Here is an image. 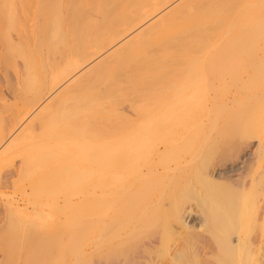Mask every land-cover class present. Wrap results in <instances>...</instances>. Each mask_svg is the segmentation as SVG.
<instances>
[{"label":"bare ground","instance_id":"1","mask_svg":"<svg viewBox=\"0 0 264 264\" xmlns=\"http://www.w3.org/2000/svg\"><path fill=\"white\" fill-rule=\"evenodd\" d=\"M259 2L264 0H0V223L8 220L6 229L18 235L24 233L27 238V244L20 247L21 242H15L20 235L13 234L14 241L5 238L10 243L0 250V264H264V39L255 55H243L239 51L254 38V27L238 24L246 9L261 8ZM232 39L237 45L229 51L226 43ZM137 54L139 59L134 58ZM162 58L166 65L172 64V68L149 80L146 91L140 94L147 105L141 106L144 109L140 115L134 112L131 115V84L157 66ZM242 62L245 74L237 77L235 83L239 84L237 89L242 86L240 90L245 94L242 93L241 98V93L235 90L230 99L239 97V102L243 101L239 110H242L241 116L236 109L234 111L239 116L237 120V115L230 113L235 116H232L235 122L233 118L232 121L241 128L239 134L235 130L237 138L241 139L231 138L230 142L229 137L230 144L225 138L227 143L222 142L225 134L221 131H226L225 124L218 133L219 145L224 143L221 147L228 145L229 149L236 140L240 145L236 143L238 149L228 153L225 147L227 157L223 159L222 149L218 142L214 143L217 139L213 136L219 129H215L218 126L214 123L219 126L221 123L215 118L217 122H212L214 127H211L212 116L203 112L209 111L224 95L208 89L216 83L226 86L233 65L240 66ZM254 77L255 81L259 80V84L255 82L257 86L253 83ZM200 84L207 87L203 88L207 91L204 95L201 92L202 98ZM181 87L187 89L186 93ZM198 90L204 104L197 96L196 99L203 107L194 99ZM183 93L189 99L184 103L181 101L186 99L181 96ZM162 95L165 100L162 98L164 101L156 103ZM190 102H194L192 106L199 104L196 106L203 108L199 109L202 113H197L200 117L205 114L211 120L205 133L214 131L213 137H209L211 133L204 139V136L198 137L204 133L203 119L206 118L197 117L202 123L199 125L191 115L198 108L193 110ZM224 116L219 119L231 117ZM194 119L203 131L195 132L197 136L193 133V126L198 127L192 122ZM231 125L233 129L234 124ZM227 130V133L233 132ZM192 133L198 137L196 142ZM230 133L229 136H235L234 132ZM208 140L209 146L217 144L218 147L214 150L212 146L219 158L215 163L212 162L215 154H212L213 160L209 158L211 162L207 160L211 150L203 145ZM202 147H206L209 155L204 152L207 158L204 159L201 154L200 160H203L197 165ZM176 148L180 154L174 152ZM183 149L194 154L197 150L198 156L183 155ZM170 151L178 153L173 154L174 157L184 152L181 156L186 157H182V164L187 163L189 167L194 159L197 166L193 164L186 174L184 198L182 195L183 201L188 197L194 204L187 200L181 209L176 206L179 208L176 212L170 210L171 204L166 213L164 206L160 215L168 211L171 215L172 211L176 213L175 220L174 214L163 219L158 216L161 220L169 219L167 224L170 218L177 222L174 224L171 220L173 227L170 226L176 228L177 225L179 230L169 232L172 228L165 225L166 232L156 217L161 211L149 213L153 199L148 201L149 207L147 201L143 203V197L152 189L154 194L157 175L172 171L176 178L181 168H186L178 163L181 159L175 162ZM75 152L77 158L78 153H82L85 162L81 163L85 165L81 164L82 168L78 169L74 166L76 170L72 168L68 174L66 167L70 160L76 161ZM133 154H145V158L142 156L145 163L148 158L153 162L156 156L157 161L165 158L164 162L157 163L158 167L162 162L166 166L165 160L166 164L170 160L176 164L161 169L150 164L152 167L146 169V165L143 171L140 169L144 161L139 160V156L135 161ZM136 163L141 165L140 169ZM132 169L137 170L139 178L131 171V179H138L131 183L132 202L125 199L131 202L132 211L125 207L127 202L124 205L121 202L120 214L116 207L110 212L109 205L107 209L99 207L98 212H74L62 204L58 206L57 199L54 203L57 202L58 207L54 212L44 210L46 206L42 208L45 204L42 200L51 196L46 194L43 184L48 183L52 188L57 183L66 184L69 178L75 182L85 177L95 178L113 189ZM174 171L179 173L175 175ZM149 176L157 178L150 177L151 182L156 181L152 182L155 189L142 185L144 182L151 185ZM95 186L93 194L107 191H101L99 184ZM51 188L49 191L54 193ZM147 188L150 190L146 192ZM63 193L65 200L68 198L65 189ZM153 196H157L156 193ZM139 197L144 205L138 204ZM185 204L188 206L183 207ZM124 209L128 212L124 213ZM13 217L16 220L9 222ZM204 236L206 239L202 240ZM176 237L178 245L173 244L177 242ZM15 243L19 245L13 246ZM11 245L16 247L14 250L23 248L26 252L19 249L14 253ZM27 245L31 248L25 249Z\"/></svg>","mask_w":264,"mask_h":264},{"label":"rangeland","instance_id":"2","mask_svg":"<svg viewBox=\"0 0 264 264\" xmlns=\"http://www.w3.org/2000/svg\"><path fill=\"white\" fill-rule=\"evenodd\" d=\"M261 6V8L259 9L258 7H254V8H250V9H246V11H245V13H243V15L240 17V19H239V21L238 22H240V23H238V24H244V25H247V24H250V25H252L253 27H254V29H253V33H252V35L254 34L255 36H254V38H252V39H250L251 41H250V43L246 46V47H241V50L239 51V52H241V53H243V55H247V54H252V55H255V53H257L258 52V46L260 45V44H262V41H263V39H264V2H259V4H258V6ZM248 10H250V12L248 13ZM259 27V29H257ZM257 29V30H256ZM151 41V40H150ZM149 41V42H150ZM155 40H153V38H152V43L154 42ZM148 42V43H149ZM227 46H228V48H229V51L230 50H233L232 48H234V47H236V45H237V41L236 40H234V39H232V40H230V41H228L227 43ZM240 44H241V42H240ZM239 44V45H240ZM238 45V46H239ZM139 57H140V55H138L137 54V56H135L134 58L136 59V58H138L139 59ZM133 58V60H135ZM137 59V60H138ZM235 62V61H234ZM236 65V64H235ZM229 66H230V64H229ZM237 66V67H236ZM236 66H234L233 65V68H232V66L231 67H229L228 68V70L230 69V68H232L231 69V72H230V70H229V72H230V81H229V83L226 85V86H223V85H218L217 83L216 84H214V85H212L213 86V88H211L210 86L208 87V88H211V89H208V90H211L212 92H217V94H224L222 97H220V99H218V101H216L215 103H214V105H212V108L210 107V109H209V111H208V109H205V111L203 112V113H205L207 116H212V118H210L209 119V117H207L205 114H203V116L201 115V117H200V115H198L197 113H199V109H202L203 110V108H200V107H203V99H200V98H202V96H201V94L202 95H204V93H206L207 91L205 90V89H203V88H206L207 89V87H204L205 86V83H204V86L202 87V85H201V87H202V89H201V91L200 90H198L197 91V95H195V98L194 99H196L197 97L199 98V96H198V94H199V91H200V100H202V103L200 102V100L199 99H196V100H198L196 103H201L202 104V106H201V104L199 105V104H196V105H199V106H192V105H194V102H193V104H191V102L189 103V106H191V108H193V110L197 107L198 108V111H197V109L196 110H194L193 112H195V113H192L191 115L193 116V117H195V119L197 120V123L200 125V124H202V123H199L200 121H198V119H197V117L199 118V120H200V118L201 119H203V118H206V119H203L204 120V122L206 123V121H207V118H208V121H207V123L205 124V123H203V125L205 126H203V130H204V133H202L203 131L201 130L202 129V127L200 126V128H199V126L197 125V123H196V121H195V119H194V121L192 120V122L193 123H195V125L196 126H198V127H194L193 126V130H194V128H195V130L193 131V130H191V129H189L190 131L189 132H192L193 131V133L197 136V134L199 133V131L202 133V135L201 134H198V137L200 136V138H202L203 136V139L205 138V137H207L208 135V133L210 134V136L209 137H216V141L214 142V143H216V142H218L217 144H218V147H221V145H223L224 143L226 144L227 142H226V140L225 139H228L229 137H230V142L232 141L231 140V138L232 139H241V138H237V136L236 135H238L239 134V132L241 131V128L239 127V126H237V124L235 125V121H234V118L233 117H235L234 115H232L231 116V114H235V115H237L236 116V120H237V117L239 118V116H241V111H239L240 109H241V105H242V102L240 103L239 101H241V99L239 98V97H237L236 98V100L234 101V100H231V101H233V102H231L230 101V99H231V96H232V94L234 93V92H236L235 90H237V91H239L241 94L239 95L241 98H242V93L243 94H245V92H243L242 90H240V89H242L240 86V88L239 89H237L236 88V86H238L239 84H237V83H235V81H237V79L242 75V74H245V73H242V72H244V71H242L243 69H242V66L244 67V64H243V62L240 64V66H238V65H236ZM168 67H171L172 68V64H171V66H169V64H167L166 65V62L164 61V59L162 58L160 61H159V63H158V65L157 66H155V67H153V68H150V69H148L146 72H144L143 73V75L142 76H140V77H138L137 79H136V82L135 83H133V84H131V115L133 114V112L134 113H136V114H139L140 115V113H142V110L144 109L143 107H145L147 104L145 103V101L144 100H142L141 98H142V96H140V94L141 93H143V92H145L146 91V88L147 87H145V85L146 84H148V82H149V80L154 76H162V75H164L165 74V72L167 73V71L169 70V69H171V68H168ZM235 68H237V69H235ZM168 69V70H167ZM162 74V75H161ZM238 77V78H237ZM236 78V79H235ZM254 79V80H253ZM252 80L254 81L253 83H258L259 82V80L258 81H255V77L253 78ZM257 79V78H256ZM251 80V81H252ZM253 83H251V82H249L248 84L251 86ZM256 83L254 84L255 86H257L256 85ZM259 84V83H258ZM246 85H247V83H246ZM246 85H244V86H246ZM146 86H148V85H146ZM235 86V87H234ZM248 86V85H247ZM253 86V85H252ZM141 87H142V89H141ZM145 87V88H144ZM200 87V86H199ZM199 87H198V89H199ZM182 88V87H181ZM185 88H187V86L185 87ZM235 88V89H234ZM246 88H249L250 89V87H246ZM245 88V90L246 91H248L247 89ZM253 88H254V86H253ZM140 89V90H139ZM135 90H136V93H135ZM139 91V93H138V91ZM142 90V91H141ZM144 90V91H143ZM182 90L183 91H185V93H186V90L187 89H183L182 88ZM197 90V89H196ZM180 91V90H179ZM182 91V92H183ZM181 92V93H182ZM189 92V91H188ZM202 92V93H201ZM138 93V94H137ZM162 93V92H161ZM163 93H166V92H163ZM185 93H183V94H181V96L183 95V96H185V98L186 99H184V100H181L182 102L183 101H189V99L186 97V95H185ZM142 95V94H141ZM160 95V94H159ZM164 95V94H163ZM162 95V97L160 98V100L158 101V102H156V103H160L161 101H164L165 100V97ZM166 95V94H165ZM161 96V95H160ZM159 96V97H160ZM166 96H168V95H166ZM197 96V97H196ZM138 97H139V99H138ZM162 98H164V100H162ZM240 100H239V99ZM137 101H135V100ZM179 99H183V97H179ZM193 99V100H194ZM238 99V100H237ZM134 100V101H133ZM142 100V101H141ZM167 100H169V98L167 97ZM192 100V101H193ZM195 100V101H196ZM139 101H141V102H139ZM148 101V100H147ZM146 101V102H147ZM150 101H152V100H149V102ZM180 100H179V102H181ZM171 102V101H170ZM181 102V103H182ZM135 103H136V106H135ZM139 103V104H138ZM148 103V102H147ZM184 103V102H183ZM219 103H221V104H219ZM226 103H227V106H226ZM236 103V104H235ZM142 104H144V105H142ZM146 104V105H145ZM149 104H151V102L149 103ZM180 104V103H179ZM186 104V103H185ZM241 104V105H240ZM187 105H188V102H187ZM187 105H185V109L184 110H186V109H188L187 108ZM234 105V106H233ZM141 106H143L142 107V109H141ZM180 106H181V104H180ZM230 106V107H229ZM239 106H240V108H239ZM243 106V105H242ZM138 107V109H136ZM183 107H184V105H183ZM225 107V108H224ZM231 108H233V110H231ZM226 109H227V111H226ZM235 109L238 111L237 113H239V116H238V114H236L235 112ZM184 110L182 109V111L184 112ZM212 110V111H211ZM136 111H138V112H136ZM208 111V112H207ZM231 111L233 112V113H231ZM235 111V112H234ZM182 112V113H183ZM200 113H202V111H200ZM199 113V114H200ZM214 113V114H213ZM226 113V114H225ZM230 114V116L229 115H227V114ZM214 116H213V115ZM195 115V116H194ZM223 115H225V116H229L230 118V120L228 119V118H226L225 116V118H221V120L219 119L220 117L219 116H222L223 117ZM184 116V115H183ZM191 116V117H192ZM217 116H218V118H217ZM218 119L217 121L219 122V124H220V126L218 125V123H214V122H217L216 121V119ZM231 118H233V121H232V119ZM241 118V117H240ZM227 119V120H226ZM215 120V121H214ZM209 121H211V123L213 122L214 123V126L217 124V126L218 127H216L215 129H218L217 131H215L216 132V135H215V132L214 131H210V132H208V130H206V133H205V128H206V126H208V124H210L209 123ZM224 121V122H223ZM229 121V122H228ZM191 122V124L193 125V123ZM233 122V123H232ZM236 122H238V121H236ZM240 122H241V119H239V124H240ZM213 123H212V126L211 127H214L213 126ZM224 124H225V127L227 128V129H229V131H233L234 132V134H235V130L238 132V134H235V136H233V135H231V136H229V133H227V129H226V131H224L223 132V130H225V129H221L220 130V128H223L222 127V125L224 126ZM229 124L231 125V124H234V127H233V129H231L230 128V126H229ZM238 124V125H239ZM134 127H135V123H134V125H133ZM132 126V127H133ZM231 126H233V125H231ZM240 128V130L237 128ZM134 127H133V129H134ZM210 127V126H209ZM224 127V128H225ZM229 127V128H228ZM196 128H198V129H200V130H198V129H196ZM236 128V129H235ZM132 129V128H131ZM182 129H184V128H182ZM188 129V128H187ZM187 129H185L186 131H187ZM207 129V128H206ZM214 129V128H213ZM198 131V133H195V132H197ZM219 131H221L222 132V134H225V135H223V137L220 135V137H222V139H221V141L222 140H225L224 141V143H222L221 142V144L219 145V141H220V138H219V135H218V133H220ZM212 132H214V134L212 133ZM232 132V133H233ZM193 133H192V136H193ZM232 133H230V134H232ZM212 134H213V136H212ZM194 135V136H195ZM194 136H193V138H194ZM195 136V137H196ZM198 137H196V138H194L195 139V142L197 141V138ZM238 137H239V135H238ZM240 137H241V134H240ZM219 138V139H218ZM225 138V139H224ZM219 140V141H218ZM198 141H200V139L198 140ZM228 141V143H229V139L227 140ZM238 140H236V141H233V142H236V143H238L237 142ZM209 140L208 141H205V145H203V146H206V145H208L209 146ZM197 143H199V142H197ZM236 143H235V145L233 146V144L231 145L232 147L231 148H229L228 149V145H225V147H227V148H225V147H221V149L219 148V150H218V154L220 155V153H221V151L223 152V153H221V155L220 156H222V154H223V159L224 158H226L227 156V154L226 153H228V152H230V150H232L233 151V149L234 150H236V149H238V146L240 145L239 143H238V146L236 145ZM217 144H215L216 146H217ZM230 144V143H229ZM197 145V144H196ZM212 146L213 147H215V149L214 150H217L218 149V147H216V146H214L213 144H212ZM211 145L209 146V151L211 150V152H210V155H211V157H209L210 155L207 153V152H209V151H205V149H206V147L204 148V147H202V149H200V152L199 151H197V150H195V154H194V152L193 153H190V151L189 150H181V151H185V153L184 152H182V154L183 155H186V156H188L189 154H194V156L196 155V151L197 152H199V158H197L196 160L198 161V164L197 163H193L194 162V159L192 160L193 162L192 163H189L191 166H193V164H194V167H195V165L197 164V165H199V163H200V161H202L203 160V158H202V160H200L201 159V157H202V155H203V157L205 156L204 154L206 153V154H208L209 156H208V159L206 158V157H204V159L206 158L207 160H209L210 162L213 160V157L216 159V161H215V159H214V161H212L213 163H215V162H217L218 161V157H217V154L216 153H214L213 152V147H212ZM230 146V145H229ZM180 148V147H179ZM208 148V147H207ZM211 148V149H210ZM224 148L225 149H228L227 151H226V153H225V151H224ZM177 149L178 148H176V150H174V152H179V151H177ZM186 149H188V148H186ZM193 148H191V152L193 151L192 150ZM197 149H199V148H197ZM207 150V149H206ZM221 150V151H220ZM220 151V152H219ZM77 152V151H76ZM73 153L74 154V156H75V154H77V153ZM79 152V151H78ZM87 152V151H86ZM85 152V153H86ZM174 152H171L170 151V154L173 156V154H174V156L175 155H177L178 153H174ZM205 152V153H204ZM215 152H217V151H215ZM84 153V154H85ZM181 152H179V154H180ZM187 153H188V155H187ZM73 154H71V155H73ZM78 154H80V155H78V158H79V156H80V158H79V160H78V158H77V155L75 156V162H74V159H73V162L71 161H69L68 163L69 164H67V169H69V170H67L68 172V174L69 173H71L70 171V169H72V171L75 169V168H82L81 167V164H82V166H83V164L84 163H81V162H85L84 161V158L85 157H83V155H82V153H78ZM87 154V153H86ZM147 154V153H146ZM170 154L168 153V156L170 157ZM181 154V155H182ZM202 154V155H201ZM212 154H215L214 156L212 155ZM70 155V156H71ZM144 155V158H145V154H143ZM143 155H141V156H139V155H134L133 154V158H134V160L139 156V160L141 159V161L143 162L144 160H143ZM181 155H178V157H174V160H175V158H176V160H175V162L177 163L178 161H177V159L178 160H180L181 159V161H179L178 163L179 164H181V165H185V164H187V163H184V164H182V161H184V160H182V157H186V156H181ZM198 155H196V156H198ZM147 156H148V154H147ZM181 156V157H180ZM195 156V157H196ZM201 156V157H200ZM207 156V155H206ZM213 156V157H212ZM224 156H226V157H224ZM72 158H73V156H71ZM82 157H83V159H82ZM136 157V158H135ZM155 157V156H154ZM172 157V158H173ZM180 157V158H179ZM164 158V157H163ZM212 159V160H210V159ZM159 159V157L158 156H156L155 157V161L153 162V160L151 159H147L148 161H146V163H145V161H144V163L142 164V163H140V164H142V168L140 169V166L141 165H137L138 163H136V165L137 166H139V168L138 169H140V170H143L144 171V169H145V167H146V165H147V167H146V169H148V168H151L152 166H153V168H154V166L156 167V168H158V169H161V168H164V167H168L169 166V164H170V166H175V162L172 160V162H171V160H170V162L168 163V164H166V161L167 160H165V165L166 166H163L164 165V159L162 160V158L160 159L161 161H163L162 162V164H160V166L158 167V162L160 161H157ZM222 159V158H221ZM81 160H83V161H81ZM132 160V159H131ZM134 160H133V162H134ZM137 160V159H136ZM135 160V161H136ZM138 160V161H139ZM146 160V159H145ZM152 161L151 163H149L150 161ZM160 161V162H161ZM133 162H132V164H133ZM159 162V163H160ZM174 162V163H173ZM196 162V161H195ZM135 163V162H134ZM149 163V164H148ZM153 163V164H152ZM71 164H73V165H71ZM80 164V165H79ZM131 164V165H132ZM150 164L152 165V166H150ZM154 164H156V165H154ZM69 165V166H68ZM85 165V164H84ZM144 165V166H143ZM149 165V166H148ZM168 165V166H167ZM196 165V166H197ZM72 166V167H71ZM74 166H75V168H74ZM163 166V167H162ZM186 166V165H185ZM191 166H189L188 167V165L186 166V172L184 173V171H185V169L183 170V168H181V166L179 165V168H181L180 170H181V172H180V170H178L179 172H177V171H174V174L176 173H179L180 175H182V176H180L179 174H177L178 176H180V177H176V178H174L173 176H172V174H173V172L171 171V173H167L166 175L164 174V176L162 175V176H159V175H157L158 177V180H157V178L156 177H154V176H149L148 177V179L150 180V177L151 178H155V180H157V184H155V185H157V186H155V187H157L156 189H155V187L153 186V184H152V182H153V180H152V182H151V180H150V183H151V185H149V182H147V184H146V182H144L145 184H142V185H145V187H149V188H154L155 189V191L157 190L160 194V198H158L159 197V195L157 194L158 192L156 191H153L154 192V194L153 193H151V191L153 190H150L149 188H147V190H146V192L148 191V189L150 190V192L148 191L147 193H146V195L149 197L150 196V194H153V195H155V193H156V195L157 196H153V195H151L150 197H149V199H147L146 198V200H145V197H147V196H145V197H143L144 198V200H143V198H142V200H143V203H145V201H149V200H151V199H153L154 200V203H155V201H158V203L156 202L155 204L154 203H152L153 202V200H151V201H149V202H151V204H153L152 206H151V208H149V210H148V212L150 213H152V212H155L156 211V213H159V211H163V209H164V206H166L167 208H165V210L166 211H163L164 213H166L167 212V210H169V208H170V206H172L171 204H173V206H175V208L172 206V208H170V210H173V209H175V212L177 211V209H178V211H179V208L181 209V207H182V203L183 202H185V201H187V200H190V199H187L188 197H185V201H183L182 200V195L183 194H185V193H183V192H185V191H183V189H185V185H186V183L185 182H187V176H186V174L187 173H189L190 171L189 170H191L190 168H193V167H191ZM134 169H136L135 168V166L133 165L132 166ZM131 167V168H132ZM57 168H59V167H57ZM61 169V168H60ZM145 169V170H146ZM76 170V169H75ZM66 171V170H65ZM131 171H133L134 173L133 174H137V178H138V173H137V170L135 171V170H130L129 171V173H127L126 174V176L123 178V181H121L117 186H116V188H113V189H111V188H109V187H107L106 186V184L105 183H102V182H100V181H97L95 178H89V179H86L85 177L83 178V179H80L79 181H77L78 180V178H77V182L75 181V182H73V180L74 179H71V178H69V179H71L72 181H70L69 179H67L66 180V184H63V183H57V184H59V185H57V184H54V185H52V188L50 187L51 185H49L48 183H46V184H43L42 186L44 187V188H46V194H48V195H51V196H49V198H46V201H43V200H45V198L42 200V202H44L45 204H41L42 205V208L44 209L45 207H43V206H46V208L44 209V210H47V211H52V212H54L55 210H57V207L58 206H65V208H70V211H73L74 210V212H76V211H78V212H82L83 211V213H89V212H95V211H99L98 209H100V208H108V205H109V211L111 212V210H112V208L113 207H116V208H118L117 210H116V212H117V214L119 213H121V210L123 209L122 208V204H121V202H124L123 203V205L127 202V200L128 199H132L131 198V183H133V181H134V183L136 182V180H138V179H134V180H132L131 179V177L133 178V176L135 177L136 176V174L135 175H133L132 176V172ZM189 171V172H188ZM171 174V175H170ZM175 174V175H176ZM171 177H170V176ZM188 175V174H187ZM165 176H166V179L164 180L163 178H165ZM161 178V180H160V178ZM173 177V181H172V178ZM136 178V177H135ZM148 179H145V181L146 180H148ZM171 179V180H170ZM142 181H143V178L141 179ZM154 180V182H156ZM171 181V182H169V184L171 183V185L170 186H168V183H167V181ZM96 181L98 182V183H96ZM158 181H161V183H159ZM62 182V181H61ZM100 182V183H99ZM137 182H139V181H137ZM159 183V184H158ZM166 185H165V184ZM52 184V183H51ZM97 185V184H99V186H100V189H101V191L102 190H107L106 192H103V193H101V195L100 194H93L92 192V190L93 189H95L94 187H97V186H95V185ZM141 184V183H140ZM161 184V185H160ZM63 185V186H62ZM68 185V186H67ZM142 185H141V187H142ZM165 187H164V186ZM41 186V187H42ZM49 186V187H48ZM158 186H160V188L161 189H159L158 188ZM42 187V188H43ZM61 187V188H60ZM91 187H92V189H91ZM145 187H143V189H146ZM169 187V188H168ZM170 187H171V190H168V189H170ZM48 188H51V190H52V192H54V193H51L50 191H49V189ZM108 188V189H107ZM165 188V189H164ZM60 189L62 190V193L60 192ZM63 189H65L66 190V193H67V196H68V198L66 197V202L67 203H65V200H63L64 199V197H65V194L63 193ZM99 189V188H98ZM110 189V190H109ZM165 190H166V193H165ZM56 191V192H55ZM79 191V192H78ZM88 191H90V193H92V194H90V193H86V192H88ZM169 192V196L167 195L168 194V192ZM171 191V192H170ZM81 192V193H80ZM83 193H84V196H83ZM86 193V194H85ZM150 193V194H149ZM171 193V194H170ZM45 194V195H46ZM62 194H64V196H62ZM88 194V195H87ZM90 194V195H89ZM149 194V195H148ZM166 194V195H165ZM99 195V196H98ZM102 196V197H101ZM165 196V199L163 200L162 198ZM184 196L185 195H183V198H184ZM51 197V198H50ZM61 197V198H60ZM83 197V198H82ZM101 197V198H100ZM140 197H142V196H140ZM139 197V200H138V204L140 203V205H144L143 203H141L142 201L140 200L141 198ZM156 197H157V199L158 200H156ZM103 198V199H102ZM155 198V199H154ZM181 198V199H180ZM56 199H57V202H59V204L60 205H58V203L56 202V204L54 203L55 201H56ZM68 199V200H67ZM106 200V202H105V200ZM111 199H112V202H111ZM118 199V200H117ZM124 200V201H121V200ZM125 199H127V200H125ZM101 200V201H100ZM102 200H104V202H102ZM167 200V201H166ZM169 200H171V201H169ZM178 200V201H177ZM182 200V202H180V201ZM2 201V200H1ZM0 201V202H1ZM100 201V202H99ZM110 201V202H109ZM115 201V202H114ZM116 201H119L120 202V204H118V202H116ZM163 201H165L164 203H163V205H161L160 203L161 202H163ZM173 201H175L174 203H176V205H174V203H173ZM190 201H192V200H190ZM49 202V203H48ZM50 202H52V203H50ZM98 202H99V206L97 205L98 204ZM131 202H132V200H131ZM131 202L130 201H128L127 202V205H125V207L126 208H128L129 207V209L128 210H134L133 209V207L131 206ZM146 202V204H148ZM168 202V203H167ZM171 202V203H170ZM180 202V203H179ZM101 203V204H100ZM109 203V204H108ZM111 203H114V206H110V205H112ZM166 203V205H164ZM170 203V204H169ZM188 203H189V201H188ZM187 203V204H188ZM192 203L194 204V201H192ZM192 203L190 202L189 204H191L192 205ZM39 204V203H38ZM47 204H49L48 205V208H47ZM55 204V205H54ZM62 204V205H61ZM103 204V205H102ZM136 204V203H135ZM134 204V205H135ZM150 203L148 204L149 205V207H150V205H151ZM157 204V207L156 206H154V205H156ZM184 204V203H183ZM188 204V205H189ZM58 205V206H57ZM104 205H106V206H104ZM133 205V204H132ZM177 205H179V206H177ZM188 205H186L185 204V206L183 205V207H186V206H188ZM190 205V206H191ZM56 208H55V207ZM70 206V207H69ZM119 206H121V208L119 207ZM136 206H137V204H136ZM154 206V207H153ZM161 206H162V208H161ZM176 206L177 207H179V208H176ZM181 206V207H180ZM100 207V208H99ZM111 207V208H110ZM156 207V208H155ZM102 208V209H103ZM155 208V209H154ZM111 209V210H110ZM136 209H138V206H137V208ZM154 209V211H152ZM54 210V211H53ZM101 210V209H100ZM118 210H119V212H118ZM159 210V211H158ZM169 210V211H170ZM108 211V212H109ZM115 211V208L113 209V212ZM124 211H125V209H124ZM126 211H127V209H126ZM126 211L124 212V213H126ZM160 212L159 213V215H157L156 214V217H158V216H160V217H162L161 219H163L164 217H166V218H168L167 217V215H169V217L172 215L173 216V214H174V216L172 217L173 219H174V217H175V215H176V213H172V211H171V215H170V212L168 211V213L167 214H164V215H160L161 213L163 214V212ZM174 211V210H173ZM1 212H3V211H1ZM115 212V213H116ZM128 212V211H127ZM83 213H81V214H83ZM122 213H123V211H122ZM160 217H158V222H159V225L161 226V227H163V229H164V231H166V232H168V230H169V232H171V231H175L176 230V228H178L177 227V225H176V228H172L173 227V224L172 223H170L171 222V218H170V222H169V224H167V222H168V220L166 219V220H161L160 219ZM14 219H9V222L11 221V220H16V218L15 217H13ZM175 220V219H174ZM6 221H8V220H4V222L6 223ZM173 221V220H172ZM2 222V221H1ZM162 222L164 223L165 222V224H162ZM5 223L4 224H2V223H0V229H1V231H0V250L2 249V251L6 248L5 246H7V245H9V241H7L6 239H11V238H13L14 237V235L17 237V236H19L20 235V233H19V235L18 234H16L15 232H12L10 229V231L8 230V229H6L7 227H5ZM173 223L174 224H176L177 222L176 221H173ZM170 224L172 225V227L170 226ZM3 225V226H2ZM7 225H9L8 223L6 224V226ZM165 225H168V226H170L172 229L170 230V229H168ZM160 226L158 227L159 229H161V231H162V228H160ZM4 229H2V228ZM169 227V228H170ZM166 228L168 229V230H166ZM3 230V231H2ZM177 230H179V228L177 229ZM12 234V235H11ZM14 234V235H13ZM23 234V235H22ZM21 235H20V238H17V241H15V242H17V243H20V245L19 244H16L15 243V245L13 244V246H17V245H19L18 247H20L22 244H24L25 243V239H27L25 236L26 235H24V233H22ZM23 236V237H22ZM16 237H14V238H16ZM184 237V238H183ZM2 238H3V240H2ZM6 238V239H5ZM14 238H13V241H14ZM23 238V239H22ZM177 238V242H176V240H175V242L173 241V240H171V244H172V242H174L173 244H177L178 245V242H179V240H178V237H176ZM181 238H183V240L181 239ZM180 238V236H179V239H181L183 242H184V239H185V236L183 235L182 237ZM203 238L204 239H206L205 238V236L204 237H202V240H203ZM18 239H19V241H18ZM4 240H5V242H4ZM16 240V239H15ZM180 240V243H182V241ZM7 241V242H6ZM23 241V242H22ZM5 243H7V244H5ZM179 243V244H180ZM25 244H27V243H25ZM24 244V245H25ZM172 244V245H173ZM3 245V246H2ZM29 245H31V243L29 244ZM29 245H27V248H26V246H25V249H28V247H30ZM12 245H11V248L13 247ZM23 246V245H22ZM32 246H33V243H32ZM4 249H3V248ZM17 247V248H18ZM173 247H174V245H173ZM14 248H16V247H13L12 248V252H14V251H17V253H18V250L20 249V248H18V249H15L14 250ZM31 248V247H30ZM21 249H23V248H21ZM20 249V250H21ZM23 251L24 252H26L24 249H23ZM29 251V250H28ZM0 253H1V251H0ZM15 253V252H14ZM17 253H16V256H17ZM19 257V256H18ZM17 258V257H16ZM19 260V259H18ZM21 261V260H20ZM5 264H7V263H5Z\"/></svg>","mask_w":264,"mask_h":264}]
</instances>
